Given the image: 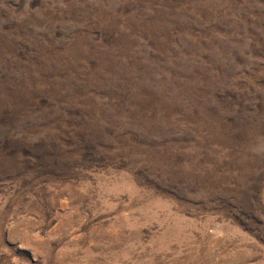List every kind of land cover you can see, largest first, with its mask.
<instances>
[{
	"label": "rangeland",
	"instance_id": "374dc122",
	"mask_svg": "<svg viewBox=\"0 0 264 264\" xmlns=\"http://www.w3.org/2000/svg\"><path fill=\"white\" fill-rule=\"evenodd\" d=\"M0 264H264V0H0Z\"/></svg>",
	"mask_w": 264,
	"mask_h": 264
}]
</instances>
